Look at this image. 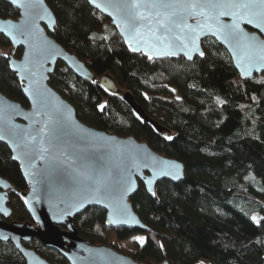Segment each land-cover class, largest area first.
Segmentation results:
<instances>
[{
	"label": "trees",
	"instance_id": "16d2710c",
	"mask_svg": "<svg viewBox=\"0 0 264 264\" xmlns=\"http://www.w3.org/2000/svg\"><path fill=\"white\" fill-rule=\"evenodd\" d=\"M45 3L56 20L53 39L97 79L110 76L120 91L113 96L98 82H84L58 64L49 85L73 106L77 119L109 135L133 137L184 165L183 182L158 183L154 197L140 184L131 198L134 213L149 232L108 228L105 212L90 208L74 219L79 236L142 264H161L163 254L169 264H264V219L259 224L252 220L264 217V83L257 82L264 75L241 80L225 50L211 39L202 42L205 55L192 62L148 60L130 53L109 21L84 0ZM18 16L0 0V19ZM101 32L106 37L98 39ZM9 48L0 36V50ZM21 54L17 49L14 57ZM0 93L28 108L6 55H0ZM124 93L173 139L141 122L122 101ZM0 178L26 191L19 166L2 144ZM8 206V222L32 223L20 198L11 194ZM135 236L144 238L143 246L121 248ZM26 246L50 264H68L37 241ZM0 264L24 261L6 243L0 244Z\"/></svg>",
	"mask_w": 264,
	"mask_h": 264
},
{
	"label": "water",
	"instance_id": "95a60500",
	"mask_svg": "<svg viewBox=\"0 0 264 264\" xmlns=\"http://www.w3.org/2000/svg\"><path fill=\"white\" fill-rule=\"evenodd\" d=\"M2 1L19 13L16 20L0 19V28L4 29L0 31V36L6 39L10 45L6 59L11 72L15 74L21 84L28 108H22L20 104L0 93V136L3 137L0 139V144L8 149L12 162L19 166L21 176L26 184V191L22 192L15 189L8 181L0 178V244L10 243L25 264H49L33 250L24 247L23 243L28 244L31 241H37L43 248L56 252L68 264H142L112 248L91 245L79 236L74 227V219L90 208H98L105 212V225L108 228L149 232V229L134 213L130 200L137 193L140 184L150 197H154L147 191L144 180L140 178V176L150 178L151 170L141 168L140 176L133 173L135 191L130 192L123 200V203L127 204V212L131 217H135V221H132L128 216L116 214L113 210L118 205L114 202L103 197L97 202L95 195L80 179L79 173L88 171L96 172L99 175L106 169H112L118 170L123 175L125 169L131 167L132 160L138 153H148L157 159L173 161L182 166L179 179H172L170 176L157 177L152 185L155 190L156 185L162 181L172 184L183 182L184 165L160 156L146 143L133 137L120 138L109 135L80 122L73 106L49 85L50 77L56 66L62 64L78 79L90 84L98 82L106 92L116 96L120 91L114 80L108 75L97 79L83 62L53 39L56 20L45 0H17V4H13L11 0ZM84 1L109 21L110 26L115 29L130 53L140 54L148 59L143 50L132 51L125 43V37L121 34L117 24L114 23L113 17L116 13L113 9L101 11L94 4L89 3V0ZM96 2L103 4L105 0H96ZM20 3L35 4V11L38 12V15L35 17L25 15L26 9L19 7ZM109 12H112L113 15L110 16ZM224 19L227 20V18ZM188 22L194 23V20L189 19ZM10 25L16 27H10ZM25 26L31 27L30 35L20 34L21 29ZM244 27L249 33L255 31L251 26ZM7 33H11V35ZM207 39L213 40L225 50L241 80L247 81L255 76L264 75V71L253 70L250 77H242L240 70L236 67L232 47L222 38L217 39L211 34L201 36L198 41L200 51H203L202 42ZM261 39H264V36H261ZM45 42L47 43L45 44ZM40 48H47L48 51L43 56L37 57L35 52ZM17 49L22 50L19 59L14 57ZM195 57L202 58L199 52H192L191 59H189L182 51H178L176 55L154 57L152 60L164 61L183 58L187 62H192ZM38 60L43 67L32 79L39 81V84L34 83L32 87H29V73L21 69L24 67L34 69ZM36 87L42 91L47 90L46 110L49 113L48 116L33 115L38 107V105L34 106L33 101V88ZM26 88L29 89L28 92L25 91ZM122 101L141 122L150 125L157 134L170 135L167 130L149 119L143 110L136 106L129 93L122 95ZM26 116L29 119H26ZM45 121L48 124L47 127H45ZM40 129H43V132H40ZM27 133H31L33 136L39 133L43 146L48 149L47 152L41 154L39 152L40 145L37 144L31 164L17 143V138ZM13 157L17 158L13 159ZM118 178V176H113L110 179L115 184ZM10 193L23 201L32 223L7 222V219L12 215L8 206ZM81 202L83 207H81ZM110 215L111 220L117 221L116 223L109 222ZM123 219H128L129 222H119ZM161 264H169L164 254Z\"/></svg>",
	"mask_w": 264,
	"mask_h": 264
},
{
	"label": "snow or ice",
	"instance_id": "6c2138e0",
	"mask_svg": "<svg viewBox=\"0 0 264 264\" xmlns=\"http://www.w3.org/2000/svg\"><path fill=\"white\" fill-rule=\"evenodd\" d=\"M11 2L17 4V0H11ZM89 3L94 4L101 11L113 9L116 13L113 17L114 23L125 37V43L132 51L143 50L149 60L154 57L176 55L178 51H182L189 59H191L192 52H199V55L203 57L205 53L199 50L198 41L201 36L211 34L217 39L222 38L232 47L236 67L240 70L242 77H250L253 70L264 71V39H261V36H264V0H105L103 4L97 3L96 0H89ZM19 7L26 9L25 15L33 17L38 15L35 11V4L20 3ZM108 14L113 15L112 12ZM189 19L194 20V23H189ZM244 26H251L255 31L249 33ZM10 27L16 26L10 25ZM3 30L0 28V31ZM31 33L32 29L29 26L23 27L20 31L22 35ZM7 34L11 35V33ZM13 41L15 42L14 37ZM47 51V48H40L35 55L40 57ZM42 67V63L38 60L34 66L35 70L31 67L21 69L29 73V87H32L34 83L39 84V81H34L32 78ZM257 82L264 83V79ZM25 91L28 92L29 89L26 88ZM47 98V90L42 91L39 87L33 88L34 106L38 105L33 115H49L46 110ZM99 108L103 110L104 105H100ZM25 118L29 119L28 116ZM44 124L45 127L48 126L46 121ZM39 131L43 132V129ZM164 138L173 139L171 135H166ZM0 139L3 137L0 136ZM17 143L30 164L37 144L40 145L41 154L48 151L43 146L39 133L35 136L31 133L21 135L17 138ZM16 158L13 157V159ZM181 167L173 161L157 159L148 153H138L133 158L131 167L125 169L123 175L118 170L106 169L99 175L96 172L81 171L79 177L95 195L97 202L101 197L112 201L118 205L113 210L116 214L128 216L135 221V217H131L127 212V204L123 203L124 197L135 191L133 173L140 176L141 168L150 169V178L142 176L140 178L144 180L147 191L152 196H156L152 187L154 180L160 176L179 179ZM113 176L119 177L115 184L110 179ZM81 207H83L82 202ZM262 219L264 217H252L257 224ZM109 222L116 223L117 221L111 220L110 215ZM119 222L128 223L129 220L123 219ZM134 239L141 246L145 243L143 237Z\"/></svg>",
	"mask_w": 264,
	"mask_h": 264
},
{
	"label": "rangeland",
	"instance_id": "374dc122",
	"mask_svg": "<svg viewBox=\"0 0 264 264\" xmlns=\"http://www.w3.org/2000/svg\"><path fill=\"white\" fill-rule=\"evenodd\" d=\"M110 25V24H109ZM114 29V28H113ZM115 30V29H114ZM106 37V33L105 32H101V33H97V38L98 39H101V38H104ZM9 52V49L8 50H0V55H4L5 54H8ZM123 95V94H122ZM8 223H11V222H8ZM137 237H141V236H135L133 238H131L130 240L126 241V242H123L120 246L121 248L123 249H127L129 251L131 250H135L138 246H140L141 244L134 238H137ZM198 264H201L198 263ZM203 264H206V263H203Z\"/></svg>",
	"mask_w": 264,
	"mask_h": 264
},
{
	"label": "flooded vegetation",
	"instance_id": "af4514ba",
	"mask_svg": "<svg viewBox=\"0 0 264 264\" xmlns=\"http://www.w3.org/2000/svg\"><path fill=\"white\" fill-rule=\"evenodd\" d=\"M9 50H10V48H9ZM10 196H11V193L9 194V198H10ZM11 217V216H10ZM9 219V218H8ZM8 219H7V222H8ZM33 241H31L30 243H32ZM30 243H28V244H30ZM28 244H24L23 243V245H24V247H26L27 249H29L26 245H28ZM32 250V249H31ZM47 250V249H46ZM49 263V262H48ZM25 264V263H24ZM50 264V263H49Z\"/></svg>",
	"mask_w": 264,
	"mask_h": 264
}]
</instances>
